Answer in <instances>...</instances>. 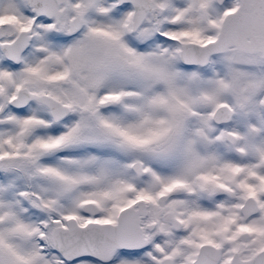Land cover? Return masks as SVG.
Listing matches in <instances>:
<instances>
[{
    "label": "snow or ice",
    "instance_id": "6c2138e0",
    "mask_svg": "<svg viewBox=\"0 0 264 264\" xmlns=\"http://www.w3.org/2000/svg\"><path fill=\"white\" fill-rule=\"evenodd\" d=\"M0 264H264V0H0Z\"/></svg>",
    "mask_w": 264,
    "mask_h": 264
}]
</instances>
